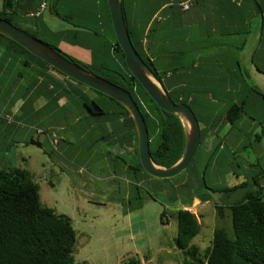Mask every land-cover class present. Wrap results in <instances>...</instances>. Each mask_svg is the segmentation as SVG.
I'll return each mask as SVG.
<instances>
[{
    "label": "crops",
    "instance_id": "0c3cea01",
    "mask_svg": "<svg viewBox=\"0 0 264 264\" xmlns=\"http://www.w3.org/2000/svg\"><path fill=\"white\" fill-rule=\"evenodd\" d=\"M101 1L22 0L21 4L28 8L34 3L33 6L38 7L41 2H46V8L40 15L42 22L61 35L60 39L45 33L40 24L37 27L28 24L27 28L46 35L52 42H58V47L74 58L89 62L91 52L80 45L88 37L78 32L77 28L66 20L53 14L52 5L56 4L58 11L70 16L71 21L78 22L76 18L82 19L85 12L88 14L94 5H100ZM179 1L174 2L173 7L168 3L163 4L153 13L152 22L155 21L151 37L154 42L150 46V56L159 73L166 71L161 75L165 91L174 95L184 93V99L191 104L195 115L201 119L200 146L198 145L201 149L199 148L198 152L197 148V152L203 159L200 168L202 173L208 169L214 172L230 155V151L232 156L237 151H253L255 156L264 157V99L256 91L249 89V86H256L264 94V0H258V4L252 0H192L187 10L178 6ZM1 7L2 0L0 10ZM12 56L5 50H0V82L3 85L0 92L8 96L5 99L1 97L4 105L0 114V165L4 161L3 152L6 148V144L2 143L4 135H9V144L17 142L23 147L30 144V138H36L41 146H35L41 148L44 143L52 146L49 137L53 134L59 136V132L66 131L71 124L77 127L78 138H83L89 131L97 129L99 134L94 135L91 142L101 140L108 145L109 149L104 150L102 154L111 168L110 173L103 179H107L110 186L114 185L117 176L125 174L136 182L155 183L152 178L131 168L137 164L134 151L136 142L131 128L122 126L121 119H106L90 114L81 105L80 97L72 93L78 91L90 99L97 100L95 92L52 69L39 72L34 66L26 65L21 69L20 61ZM240 102L243 112L234 123H229L225 120L228 107ZM70 105L75 109L71 110ZM37 129L42 130L43 139H39L40 136L35 137ZM69 130L74 132L73 128ZM81 130L83 134H80ZM60 137L62 138V134L58 143ZM226 143L229 150H225ZM67 144L71 146L70 142ZM63 150L66 159L59 155L60 162L65 164L69 173L80 175V179L76 181H79V187H89L92 173L84 174L69 161L74 162L78 153L82 152L72 154L67 149ZM19 158L26 163L24 154ZM86 160L93 162L94 155H87ZM241 161L245 162L244 159ZM25 169L31 172L27 167ZM198 171H193V177L197 178V181H192L190 176L184 177L173 184L177 195L167 198L171 202L177 198V203L171 206L188 209L201 224L198 207L205 204L214 206L216 202L207 200L190 205V202H193L191 198H195L200 184ZM252 173L257 176L259 172L253 170ZM248 179L245 174L237 173L231 168L227 171L223 183L214 187L231 188ZM258 179L260 185H264V177ZM68 180L74 183L71 178ZM130 182L131 180L128 181ZM46 183L50 187L53 186L50 179ZM128 188L123 198L130 202L132 198L135 199V194L133 196ZM238 193V189L229 193H213L212 198L217 195L220 200L218 203L221 204L233 201L231 198ZM227 198H230L229 201H223ZM128 210L130 212L131 207H128ZM165 220L167 221V216Z\"/></svg>",
    "mask_w": 264,
    "mask_h": 264
},
{
    "label": "trees",
    "instance_id": "16d2710c",
    "mask_svg": "<svg viewBox=\"0 0 264 264\" xmlns=\"http://www.w3.org/2000/svg\"><path fill=\"white\" fill-rule=\"evenodd\" d=\"M121 1V13H123L131 43L142 58L141 60L152 70L153 77L162 85L161 75H164L166 71L159 73L150 56V46L154 42L151 36L154 32L155 20L152 22V17L157 7L167 3L173 7L174 2L178 0ZM252 1L258 4V0ZM21 2L22 0H2L0 17L43 40L73 63L128 90L146 123L149 152L153 162L163 167L173 165L184 152L185 138L182 121L179 116L158 107L129 71L122 49L114 36L106 0H102L100 5H94L88 14L85 12L82 19L76 18L78 22L71 21L70 16L58 11L56 4L52 5L53 14L66 20L76 27L78 32L88 37L84 39L86 42L83 40L80 45L91 52L89 62L74 58L58 47V42L47 41L40 37L42 35L47 37L46 35L28 29V24L35 27L40 24L44 27L45 33L58 37L57 40L61 37L44 25L41 16L29 15L37 8L33 6L35 3L25 8ZM0 50L13 55L15 60L20 61L22 67L34 66L39 72L52 69L64 75L2 33H0ZM71 81L86 86L73 79ZM88 88L96 93L97 100L90 99L78 91H69L80 97L81 105L90 114L106 119H121L122 126L131 128L136 142L134 151L137 158V164L132 165L131 168L151 178L152 176L141 165L136 130L128 110L114 98ZM249 89L256 91L264 99V94L256 86H249ZM168 94L175 103H186L191 107V104L184 99V93ZM241 107V102L230 105L225 113V120L234 123L243 112ZM196 117L200 122L198 115ZM28 143L41 146L40 142L32 138L28 140ZM195 155L186 171L191 168ZM256 170L259 172L257 176H250L256 187L249 185L248 180L231 188L209 186L203 176L198 180L200 184L195 198H191L193 202H190V205L212 200L213 193H229L237 189L244 191L241 197L231 202L215 203L216 218L221 219L227 211L228 222L222 221L221 225L214 227L210 245L202 253L198 246L192 243V239L200 232V223L197 222L195 214L188 209H175L173 215L176 220L177 234L174 245L183 254V264H264V185H260L258 181V177H264V168ZM170 188L174 191L173 185ZM163 216L164 211L161 212L160 219ZM70 219L67 215L57 213L53 208L41 203L39 185L27 169L0 168V264H81L73 257L76 236ZM138 261L136 257H129L127 260H122L120 264H138Z\"/></svg>",
    "mask_w": 264,
    "mask_h": 264
},
{
    "label": "rangeland",
    "instance_id": "374dc122",
    "mask_svg": "<svg viewBox=\"0 0 264 264\" xmlns=\"http://www.w3.org/2000/svg\"><path fill=\"white\" fill-rule=\"evenodd\" d=\"M22 27L26 28L25 25ZM40 37L52 42L50 38L43 35ZM19 68L25 67L19 66ZM2 86L0 82V88ZM6 96V93L0 92V114L2 105H4L1 97L5 99ZM73 109L75 108L71 106V110ZM71 128L74 132L69 130ZM77 132V127L70 124L66 131L59 132L62 134L59 143L57 141L55 145L51 144L52 146L44 143L41 148L33 144L27 147L17 142L9 144V135H4L2 143L6 144V148L3 152L4 161L1 162L0 168L20 167L24 169L27 167L39 185V196L42 203L52 207L57 213L71 218L76 236L73 257L81 264H120L122 260H127L129 257L138 258V264H183V254L174 245L177 225L173 212L176 208L171 205L177 203V198L173 202L167 198L173 194L176 196L177 192L172 191L170 187L188 176L192 181H197V178L193 177L194 170H199V176L204 177L206 184L214 187L218 183H223L227 171L231 168L249 177V185L256 187L250 176H254L253 170L264 168V157L255 156L253 151H237L234 156L230 151V155L217 166L214 172L208 169L203 170L202 173L200 168L203 165V159L199 157L198 152L201 149L199 147L188 171L185 170L168 178L152 176L155 183L136 182L131 176L125 174V176H117L114 185L110 186L109 181L103 179L110 173L111 168L102 154L104 150L109 149L108 145L101 140L91 142L92 137L99 134L97 129L89 131L83 138H78ZM83 133L81 130L80 134ZM38 136H40L39 139H43L44 134L36 132L35 137L38 138ZM59 136H57L58 139ZM67 142H70L71 146ZM227 146L226 143L225 150H229ZM63 149H67L72 154L82 152L78 153L74 162L69 161L72 162L71 165L74 168H79V171L84 174L92 173L89 187H79V181H76L80 179V175L74 176L69 173L65 164L60 162L59 155L64 156L61 157L62 159H66ZM23 154L25 164L19 158ZM92 154L94 161L88 162L86 156ZM67 158L71 159L70 156ZM242 159L245 162H242ZM59 166L64 171H61ZM68 178H71L74 183H70ZM48 179L52 181V187L46 183ZM129 180H131L130 183H128ZM128 187L133 196L135 194V199L132 198L130 202L123 198ZM238 192L231 199L241 197L244 191L238 189ZM229 199H223V201H229ZM212 200L213 202L220 201L217 195H214ZM128 207H131L130 212ZM163 211L164 216L160 219ZM198 215L201 219L200 232L192 239V243L198 246L202 253L210 245L214 227L221 225L222 221L228 222V215L225 211L221 219H216L213 204L200 205Z\"/></svg>",
    "mask_w": 264,
    "mask_h": 264
},
{
    "label": "water",
    "instance_id": "95a60500",
    "mask_svg": "<svg viewBox=\"0 0 264 264\" xmlns=\"http://www.w3.org/2000/svg\"><path fill=\"white\" fill-rule=\"evenodd\" d=\"M108 13L114 36L122 49L126 66L136 80L148 93L151 99L161 109L180 117L184 127V152L171 166L163 167L153 162L149 152V136L146 123L137 104L130 92L121 86L77 65L49 46L43 40L26 33L25 30L13 25L0 17V33L16 41L29 52L56 70L60 71L71 80L82 83L92 89L100 91L121 103L129 112L134 122L138 155L143 169L149 175L159 178L175 176L185 170L192 161L200 142V126L194 111L186 103H175L163 86L153 77L149 66L141 60L134 49L125 26L121 0H106Z\"/></svg>",
    "mask_w": 264,
    "mask_h": 264
},
{
    "label": "built area",
    "instance_id": "2783aa9c",
    "mask_svg": "<svg viewBox=\"0 0 264 264\" xmlns=\"http://www.w3.org/2000/svg\"><path fill=\"white\" fill-rule=\"evenodd\" d=\"M191 4H192V0H180V1L178 2V6H179L182 10H187V9L190 7ZM45 8H46V2H41V3L38 5V7H37L33 12H31L29 15H30V16H40ZM157 18H159V17L157 16ZM144 40H145V39H144ZM41 132H42L41 129H37V133H41ZM49 139H50V143H51L52 145H55L56 142L58 141V137H57L56 134L51 135V136L49 137Z\"/></svg>",
    "mask_w": 264,
    "mask_h": 264
}]
</instances>
